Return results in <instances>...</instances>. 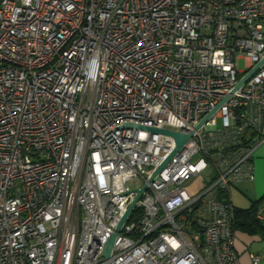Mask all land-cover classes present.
<instances>
[{
  "label": "built area",
  "instance_id": "obj_1",
  "mask_svg": "<svg viewBox=\"0 0 264 264\" xmlns=\"http://www.w3.org/2000/svg\"><path fill=\"white\" fill-rule=\"evenodd\" d=\"M261 141L264 0H0V264H240Z\"/></svg>",
  "mask_w": 264,
  "mask_h": 264
},
{
  "label": "crops",
  "instance_id": "obj_2",
  "mask_svg": "<svg viewBox=\"0 0 264 264\" xmlns=\"http://www.w3.org/2000/svg\"><path fill=\"white\" fill-rule=\"evenodd\" d=\"M252 163L254 178L243 180L230 190L229 197L235 207L247 208L264 195V141L257 144L253 152ZM261 206H264V202ZM260 220L264 225V218ZM234 247L240 264H254L250 259L251 253L259 256L260 260L256 264H264V236L237 227L234 233Z\"/></svg>",
  "mask_w": 264,
  "mask_h": 264
},
{
  "label": "water",
  "instance_id": "obj_3",
  "mask_svg": "<svg viewBox=\"0 0 264 264\" xmlns=\"http://www.w3.org/2000/svg\"><path fill=\"white\" fill-rule=\"evenodd\" d=\"M259 65V64H258ZM258 65H256L255 67H253L251 69V71L249 73H247L237 84V87L239 85H241L243 82H245L247 80V78L255 71V69L258 67ZM208 116H206L201 122H204L205 119ZM199 124V125H200ZM198 125V126H199ZM197 126V127H198ZM120 128H140V129H145V130H149V131H153V132H158V133H162V134H166L169 135L171 137H173L176 146L175 148L171 151V153L168 155V157L154 170V172L151 174L149 181H151L155 175L160 171V169L167 163V161L175 154V152L181 147V145L185 142V140L189 137L190 134H182L180 132H176L173 130H169V129H158V128H153V127H146V126H142V125H138V124H134V123H125L119 126ZM146 189V184H144L140 189H138L136 192V196L134 198V200L132 201V203L129 205L127 212L125 213L124 217L122 218V220L120 221L119 225L116 228V231L119 229L120 224L123 222V220L126 218L127 214L131 211V209L134 207L135 203L137 202V200L141 197L142 193L145 191ZM116 231L111 235V237L108 239L107 243H106V247H107V256L109 253V250L111 248L113 239L115 237Z\"/></svg>",
  "mask_w": 264,
  "mask_h": 264
},
{
  "label": "trees",
  "instance_id": "obj_4",
  "mask_svg": "<svg viewBox=\"0 0 264 264\" xmlns=\"http://www.w3.org/2000/svg\"><path fill=\"white\" fill-rule=\"evenodd\" d=\"M264 202V195L255 200L247 208H238L234 206V227L244 229L250 233H258L264 236V225L261 220L256 218V212Z\"/></svg>",
  "mask_w": 264,
  "mask_h": 264
},
{
  "label": "rangeland",
  "instance_id": "obj_5",
  "mask_svg": "<svg viewBox=\"0 0 264 264\" xmlns=\"http://www.w3.org/2000/svg\"><path fill=\"white\" fill-rule=\"evenodd\" d=\"M244 68H245V59L243 57H240L237 59V69L238 70H244ZM203 182H204V177H198L194 180L193 186L194 187H200V186H202ZM234 199H235V197H234Z\"/></svg>",
  "mask_w": 264,
  "mask_h": 264
}]
</instances>
